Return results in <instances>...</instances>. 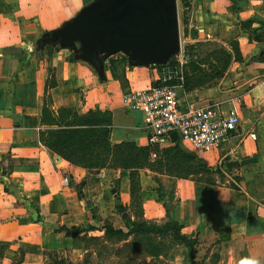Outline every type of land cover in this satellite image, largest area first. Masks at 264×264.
<instances>
[{
	"label": "crops",
	"instance_id": "0c3cea01",
	"mask_svg": "<svg viewBox=\"0 0 264 264\" xmlns=\"http://www.w3.org/2000/svg\"><path fill=\"white\" fill-rule=\"evenodd\" d=\"M185 3L188 29H198L205 41L216 31L220 42L236 38L248 58L179 99L184 106L237 111L227 141L210 151L178 139L149 144L141 114L122 98L158 82L155 60L162 56L129 54L126 45L102 43V32L90 42L67 39L87 11L85 0H0V264H48L47 253L60 256L82 245L84 232L70 236V228L90 232L95 220L113 228L134 220L128 217L134 200L137 220L176 223L195 240L192 257L176 244L179 252L163 264H264V62L257 59L264 42L239 22L254 18L252 27L264 25V0ZM61 109L106 114V121L90 125L69 117L65 126L103 131L110 147L141 149L145 162L90 173L53 152L46 116L59 117ZM194 161L219 171V179L185 171Z\"/></svg>",
	"mask_w": 264,
	"mask_h": 264
},
{
	"label": "rangeland",
	"instance_id": "374dc122",
	"mask_svg": "<svg viewBox=\"0 0 264 264\" xmlns=\"http://www.w3.org/2000/svg\"><path fill=\"white\" fill-rule=\"evenodd\" d=\"M107 1L85 0L86 13L98 11ZM185 6V0H176L179 26L178 45L171 46L161 54L162 57L155 60L156 67L160 70V79L157 83L165 82L173 85L181 101L184 92L205 87L206 84L213 85L215 78H220L224 72H227L230 65L234 67L236 62L241 63L248 60V58L243 59L238 52V39L231 38L227 43L220 42L219 31H216V40L205 41L203 38L206 36L201 35L198 29L193 27L191 30L188 29ZM102 33L104 37L101 42L105 44L109 42V36L107 32ZM189 33H191L190 37H188ZM245 33H248V29H245ZM76 37L84 38L85 34ZM119 45L125 47L126 44L121 43ZM126 47L128 48L125 51L129 54L146 55V51L141 44L126 45ZM261 49H264V47ZM234 69L238 70L239 68L235 66ZM46 117L47 123L50 125L47 131V139L54 142L53 138L58 137V148L56 147V150L61 153V156L69 161H78L79 165L86 167L90 173L99 171L103 167H126L141 161L145 162L144 153L141 149L126 145L110 147L106 142V134L103 131L85 127L69 132L65 126V119L69 117L71 118L69 122L76 124L85 123L90 125L96 121H106L107 116L104 113L98 114L96 112L79 116L67 109H61L59 117L54 118L49 115ZM75 136L78 138V142L73 143L69 139ZM175 165L182 167L179 163H175ZM175 165L172 163V166L175 167ZM184 170L192 173L203 171V178L209 180L219 179V173L215 174L219 171H214L212 168L206 169V166L200 162L194 161ZM64 178L70 181L69 178ZM136 202L137 200H134L128 215V217L133 215L134 220L126 217L129 220L125 219L123 226L118 227L116 225V228H113L112 224L106 219L101 221L94 219L95 222L90 225L96 228L95 231L89 232L87 227L84 229L78 228L80 232L81 230L84 232L80 238L81 246L74 247V251L67 249L69 251H64L60 256H57L54 252H49L46 258L47 263L163 264L170 259L173 260L175 252L178 251L175 245L182 246V243H179L173 236V231H169L164 225L156 224L153 221L142 222L139 218L137 220L141 209L139 204L136 205ZM33 209H35L33 213L38 210L37 208ZM172 228L175 229L173 226ZM69 230L73 232L76 228H70ZM21 258L22 255L18 259L21 260ZM14 264H19V262Z\"/></svg>",
	"mask_w": 264,
	"mask_h": 264
},
{
	"label": "built area",
	"instance_id": "2783aa9c",
	"mask_svg": "<svg viewBox=\"0 0 264 264\" xmlns=\"http://www.w3.org/2000/svg\"><path fill=\"white\" fill-rule=\"evenodd\" d=\"M122 103L141 114L151 145L159 144L164 138L172 139L174 132L178 140L188 143L194 150H215L227 141L238 121L234 108L223 113L217 104L184 106L175 87L165 82L132 90L123 96Z\"/></svg>",
	"mask_w": 264,
	"mask_h": 264
},
{
	"label": "water",
	"instance_id": "95a60500",
	"mask_svg": "<svg viewBox=\"0 0 264 264\" xmlns=\"http://www.w3.org/2000/svg\"><path fill=\"white\" fill-rule=\"evenodd\" d=\"M99 32L108 33V45L141 44L145 56L153 59L179 43L176 0H108L98 11L82 15L65 37L85 34L90 42ZM257 59L264 62V50L259 51ZM171 137L177 139L174 132Z\"/></svg>",
	"mask_w": 264,
	"mask_h": 264
},
{
	"label": "trees",
	"instance_id": "16d2710c",
	"mask_svg": "<svg viewBox=\"0 0 264 264\" xmlns=\"http://www.w3.org/2000/svg\"><path fill=\"white\" fill-rule=\"evenodd\" d=\"M241 26H243L244 29H248V33L251 35V37L256 40V41H263L264 42V25L261 23H259V26L258 27H252L251 25L256 22V19L254 18H251V19H247V20H239ZM75 130H69V132H73ZM70 141H73V143H76L78 142V138L75 137H71L69 139ZM47 141V145L48 147L53 151V152H56L58 154H61L60 152H58V150H56V147L58 146V137L57 138H53V141L54 142H51L49 141L48 139L46 140ZM51 142V143H50ZM58 148V147H57ZM71 163L73 164H79L78 161L76 160H70ZM89 168V167H88ZM80 195H82L80 193ZM169 231H173V236L175 237L176 240L179 241V243H182V245L184 247H186L188 249V252H189V257H192V254H193V245H194V238H189L187 236H184L180 233V226L177 225L176 223H166L164 225ZM175 227V229L172 228ZM80 232V229L79 230H75L73 232L71 231H66V234L67 235H70V236H75L77 235L78 233Z\"/></svg>",
	"mask_w": 264,
	"mask_h": 264
}]
</instances>
